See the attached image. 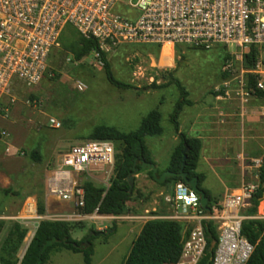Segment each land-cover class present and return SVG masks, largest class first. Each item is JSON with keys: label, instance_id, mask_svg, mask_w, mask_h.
Segmentation results:
<instances>
[{"label": "rangeland", "instance_id": "obj_1", "mask_svg": "<svg viewBox=\"0 0 264 264\" xmlns=\"http://www.w3.org/2000/svg\"><path fill=\"white\" fill-rule=\"evenodd\" d=\"M104 52L114 76L131 84V88H119L108 80L104 61L95 51L76 61L73 54L63 48L56 61L48 66L47 73L39 84L30 87L17 85L9 92L0 91V255L9 230L14 226V221L7 217L18 215L24 202H37L42 198L45 212L40 214L37 207L38 216L43 218H31L30 223H23L21 226L30 231V237L43 219L61 218L65 214L76 212L81 216L70 220L76 224L72 229L74 239L90 237L95 231L103 232L94 236L92 241V264H122L142 225L137 224V221L131 223L123 221L126 219L107 218L97 213L85 215L77 209L74 202L47 196V178L58 167L61 154L73 145L90 141L87 137L96 126L107 124L123 131L136 130L142 120L156 108H160L163 115L164 133L147 135L145 140L159 169H167L172 152L178 144L171 114L180 92L175 85L154 88L152 83L168 82L170 76L167 73L173 70L174 76L190 92V99L196 100L195 109L201 108L206 100L213 98L211 92L221 89V85L229 78L222 77V66L227 61L226 57L233 55L234 49L222 46L195 49L184 45L160 47L154 44H124ZM174 59L175 67L167 66ZM237 66L239 67V63L233 62L232 68L239 70ZM79 83L82 84V90L78 88ZM238 104L240 107V103ZM259 121V125L254 127L251 125L249 128L247 122L244 127H236L238 137H232L229 144L224 141L225 138L213 141L211 150L217 152L219 157H230L223 166L218 164L219 161L215 164L202 161L200 168H204L209 176V185L217 193L220 205L225 200L222 180L232 177L227 176V170H237L236 153L246 149L254 155L264 154V117ZM3 131L7 134H3ZM239 135H243V138ZM9 145L14 146L11 152L7 150ZM115 145L116 162L123 144L116 142ZM33 152H37L39 158H34ZM205 154H208L207 150ZM115 162L103 172L91 173V176L79 174L76 178L78 184L84 185L89 181L108 188L115 176ZM249 163L252 164V161L249 160ZM255 167L253 175L259 172V167ZM138 174L139 172L136 176ZM254 181L258 182L256 179ZM175 183L171 182L173 188ZM134 185L137 186L128 201V211L120 215L139 212L144 215L145 209L154 201L158 209H150V215H160L162 213L159 212L167 211V206L163 205L162 197L157 195L156 190L153 197L151 194L144 196V192L141 196L138 181ZM250 206L245 209L248 210ZM263 206L264 198L258 208L259 214H263ZM170 211L172 212L171 209ZM216 212L214 206L213 213ZM133 224H137L134 229ZM188 225L194 228L196 223ZM28 239L30 240L28 237L24 239L17 251L19 259L24 254ZM46 264L86 263L83 253H75L62 247L52 252Z\"/></svg>", "mask_w": 264, "mask_h": 264}, {"label": "built area", "instance_id": "obj_2", "mask_svg": "<svg viewBox=\"0 0 264 264\" xmlns=\"http://www.w3.org/2000/svg\"><path fill=\"white\" fill-rule=\"evenodd\" d=\"M69 26L86 38L97 39L102 51L124 44L233 48V55L223 65V72L229 76L220 87L225 95L233 93L241 102H247L252 95V75L256 87L264 91V0H0V91L39 84L48 66L62 53V35ZM252 49L255 60L250 66ZM95 52L101 58L100 52ZM233 62L239 63V70L232 68ZM78 88L82 90V84ZM115 154L116 145L111 140H90L69 147L47 178L49 195L72 201L80 210L85 205V189L78 184L77 176L103 172L114 164ZM255 164L260 167L262 160L256 159ZM258 186L242 185L225 197L216 213H208L200 195L186 182L178 181L167 199L169 211L154 216L146 211L140 217L110 218L196 223L185 240L180 259L168 264H199L208 252L202 222L214 221L219 239L210 264H246L254 246L242 235V222L248 218L264 220V213L248 216L243 210L251 205ZM37 206L36 201H27L18 218L42 219ZM63 216L53 220L70 221L81 215L73 212Z\"/></svg>", "mask_w": 264, "mask_h": 264}, {"label": "trees", "instance_id": "obj_3", "mask_svg": "<svg viewBox=\"0 0 264 264\" xmlns=\"http://www.w3.org/2000/svg\"><path fill=\"white\" fill-rule=\"evenodd\" d=\"M63 48L68 53L73 54L76 61H80L92 51H98L104 61V68L108 80L119 88H131L132 85L117 79L111 68V64L107 59L106 53L101 50L97 39L86 38L80 34L75 28L69 26L62 35ZM197 49V48H195ZM226 58H229L227 56ZM255 49L249 54V65H254ZM170 78L166 83L154 81V88H164L175 85L180 97L175 104V108L171 114V120L174 123L175 130L179 136L180 142L175 147L168 169L179 172L183 168L185 146L188 147L186 165L184 170L188 172V177H199V186L202 187L204 175L197 172L198 161L200 158L201 140L198 137H189L185 132L180 130L179 117L185 105H192L189 100V92L179 79L174 76L173 70L167 73ZM223 78L228 77L227 72L222 73ZM250 93L256 97L264 98V91L256 87L255 77L252 75L250 79ZM162 114L158 108L151 111L146 116L138 129L132 131H123L112 125L101 124L96 126L88 135L90 140H111L113 142H121L123 144L121 155L115 162V176L113 177L108 188L98 186L93 182H85V205L80 210L87 215L97 213L99 215H120L128 211L127 202L131 199L135 190L129 193L128 174L132 171L136 158L142 157L147 161L153 162L150 150L146 144L145 137L147 135H157L163 132L161 125ZM34 158H39L37 152H33ZM140 171H143L140 168ZM147 171L149 176L154 179L152 170ZM260 183L257 191L252 195L250 200L251 206L244 214L255 216L258 212V206L264 197V156L262 165L259 167ZM155 180V179H154ZM183 181L181 177L168 179L162 185L171 182ZM203 188V187H202ZM206 195L210 198V206L212 211L216 206L217 211L221 208L219 200L214 197L211 192L205 189ZM8 191V190H7ZM19 192L17 191L16 194ZM39 213L45 212L44 201H39ZM214 205V206H213ZM3 224V221L1 222ZM206 240L207 249L213 247L216 249L218 243L217 226L214 221L205 220L202 222ZM76 224L68 220L43 219L35 234L29 243L23 258L17 257V251L27 235V228L21 227L15 223L10 229L9 235L6 237L2 246L0 255V264H46L53 251L59 248H66L75 253H83L86 264H92V255L94 254L93 239L97 234H103L102 231H95L92 236H86L81 240L72 237V229ZM191 227L181 221L173 219H150L143 225L137 238L134 240L131 251L122 264H168L176 262L180 259L185 240L187 239ZM241 233L254 246L246 264H264V220L260 218H248L243 220ZM90 244L84 246V242ZM210 259L209 252L201 259L199 264H207Z\"/></svg>", "mask_w": 264, "mask_h": 264}, {"label": "crops", "instance_id": "obj_4", "mask_svg": "<svg viewBox=\"0 0 264 264\" xmlns=\"http://www.w3.org/2000/svg\"><path fill=\"white\" fill-rule=\"evenodd\" d=\"M175 59L173 60V63L170 66L175 67ZM223 68V66H222ZM218 90V89H217ZM189 92V91H188ZM211 95L213 98H211L209 101L206 100V102L201 106V108L195 109L196 107V100L190 99V92H189V100L193 102L192 105H185L180 117V130L185 132L189 137H198L201 140V150H200V158L198 161V166H197V172L201 173L204 175V181L202 184L203 189H207L211 192V194L217 198L216 192L212 188L211 185H209V176L207 173L203 170L204 168H200L202 164V161H209L212 164H215V162L223 166V163L225 161L230 160L229 156H226V158L219 157L217 152L213 151L210 149L211 145L213 144V141H220L222 138H225L224 141L228 142L232 140V137H238V133L236 134V127L239 125H242V127L248 125V127H254L256 125H259V120H261L264 117V98H259L254 95H251L250 97L247 98V102L243 103L241 102V99L234 95L232 93V96H226L225 91L221 89L220 91H213L211 92ZM255 101V102H253ZM240 103V107L239 104ZM160 110V108H158ZM161 112V110H160ZM162 114V112H161ZM263 116V117H262ZM163 117V115H162ZM161 125H162V119H161ZM252 125V126H251ZM163 127V125H162ZM164 133V127H163V132L161 134L157 135H162ZM234 134V136L232 135ZM156 136V135H153ZM240 136V135H239ZM243 138V135H241ZM240 136V137H241ZM176 139L178 141V144L180 142L178 134L176 135ZM147 144V143H146ZM177 144V145H178ZM176 145V146H177ZM148 146V145H147ZM213 146V145H212ZM14 148V146L9 145L7 150L11 152V150ZM149 148V147H148ZM212 148V147H211ZM175 149V148H174ZM150 150V148H149ZM206 150L208 154L206 153ZM174 151V150H173ZM151 153V158H152V151L150 150ZM173 153V152H172ZM264 154L261 155H254L252 152L247 151L246 149L243 151H238L236 153V161H237V170L234 171L229 169L227 170L228 174L227 176H232L229 179H223V196H227L228 194L234 192L235 190L239 189L242 185L247 184V183H254L258 184L260 183V176L259 172L255 175L252 174V170L256 168L255 160L260 159L262 160ZM153 162L157 165L155 160L152 158ZM249 160L252 161V164L249 163ZM217 165V164H216ZM215 165V166H216ZM158 167V165H157ZM214 167V166H213ZM159 169V167H158ZM165 170H168L165 169ZM165 170H160L159 172L162 173ZM254 179L258 180V182H255ZM139 183L140 188H141V196H143L142 192L146 193L144 196H150L153 197L155 194L156 190L158 193L157 195L162 197V202L163 205L167 206V211H169V204L167 203V199L169 196L173 195V187L171 183L162 185L158 183L156 180L152 179L147 171H139L138 176L135 177V182ZM135 186V185H134ZM137 186V185H136ZM135 186V190H136ZM138 188V187H137ZM46 195L50 196L48 191L46 190ZM158 202V201H156ZM161 202V203H162ZM155 201L151 204L150 207L146 208L144 212L146 211H151L152 210H157L158 205H154ZM261 203V202H260ZM26 202L23 203L21 209L18 211V215H12L7 218L12 219L14 221L13 224L18 223L21 226L24 224L30 223L29 220L22 221L20 218V215L23 214L24 208H25ZM128 204V202H127ZM37 205L39 206V203L37 201ZM260 205V204H259ZM165 208V207H164ZM259 208V206H258ZM259 210V209H258ZM163 213V212H159ZM126 215H132L136 217H140L143 214L141 212L136 213V214H126ZM257 215H259V211L257 212ZM107 218H110L113 215H104ZM123 221H130L131 223H135V221L139 222L137 224L143 225L146 223L147 220L142 219V218H127L126 220ZM136 224V225H137ZM135 225V226H136ZM134 224L132 229L135 228ZM37 229V227H36ZM142 229V228H141ZM10 231V230H9ZM36 231V230H35ZM141 231V230H140ZM33 233V232H32ZM31 233V234H32ZM35 234V233H34ZM30 238V231L28 232V235L25 237V240ZM24 240V241H25ZM30 241L28 239V245ZM26 246L24 250L25 251L28 247ZM23 254V256H24ZM22 256V258H23ZM21 258V259H22ZM20 259V260H21Z\"/></svg>", "mask_w": 264, "mask_h": 264}, {"label": "water", "instance_id": "obj_5", "mask_svg": "<svg viewBox=\"0 0 264 264\" xmlns=\"http://www.w3.org/2000/svg\"><path fill=\"white\" fill-rule=\"evenodd\" d=\"M187 145L185 146V149L183 151L184 154V163L183 168L179 172H174L172 170H166L162 173L159 172V169L157 165L154 162L147 161L142 157L136 158L132 171L128 174V183H129V193H132L134 184H135V177L136 174L140 171V168L143 170H152L153 177L158 183H165L168 179L174 178V177H181L187 184H189L194 191L200 195L201 198V204L205 211L208 213L212 212V207L210 206V198L206 195L205 190L199 186V177L194 176L192 178L188 177V172L184 170V166L186 165V159H187V152H188ZM264 198V197H263ZM84 246H88L90 243L88 241L83 243ZM208 252L210 254V259L208 260L207 264H210L211 258L213 256L214 250L213 247L208 248Z\"/></svg>", "mask_w": 264, "mask_h": 264}, {"label": "bare ground", "instance_id": "obj_6", "mask_svg": "<svg viewBox=\"0 0 264 264\" xmlns=\"http://www.w3.org/2000/svg\"><path fill=\"white\" fill-rule=\"evenodd\" d=\"M169 46H172V45H165L164 47H169ZM264 207V206H263ZM264 213V212H263Z\"/></svg>", "mask_w": 264, "mask_h": 264}]
</instances>
